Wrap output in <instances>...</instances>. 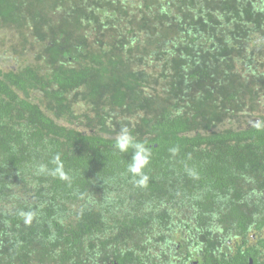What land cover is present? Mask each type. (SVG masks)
<instances>
[{"label": "trees", "instance_id": "obj_1", "mask_svg": "<svg viewBox=\"0 0 264 264\" xmlns=\"http://www.w3.org/2000/svg\"><path fill=\"white\" fill-rule=\"evenodd\" d=\"M125 125L152 150L146 187L114 147ZM242 194H264V0H0L8 250L80 264L114 245L131 264L191 222L241 224Z\"/></svg>", "mask_w": 264, "mask_h": 264}, {"label": "flooded vegetation", "instance_id": "obj_2", "mask_svg": "<svg viewBox=\"0 0 264 264\" xmlns=\"http://www.w3.org/2000/svg\"><path fill=\"white\" fill-rule=\"evenodd\" d=\"M241 199L249 200L250 206L242 212L244 216L238 219L241 224L231 218L229 224L216 226L220 232L211 229L200 239L198 228L194 222L189 226H181L177 231L160 235L154 245H146L143 253H137L128 260L129 263L141 264H264V225L258 220L259 213H264V194H242ZM254 202V203H252ZM243 224V226H241ZM242 227H245L243 230ZM239 232V233H236ZM197 233V234H196ZM162 236V237H161ZM17 241V240H16ZM19 245L14 251L8 250L0 242V264H49L47 257L40 254L35 246ZM3 245V246H2ZM115 252L114 245H96V250L90 256L82 257L81 261L70 258L80 264H120L119 258L124 255ZM87 253V251H84ZM127 253V252H126ZM60 261V259H59ZM51 262H58L57 256ZM60 264V263H59ZM121 264H125L122 260Z\"/></svg>", "mask_w": 264, "mask_h": 264}, {"label": "clouds", "instance_id": "obj_3", "mask_svg": "<svg viewBox=\"0 0 264 264\" xmlns=\"http://www.w3.org/2000/svg\"><path fill=\"white\" fill-rule=\"evenodd\" d=\"M114 147L121 153H127L129 150L133 152L127 171L130 173L133 182L140 187H146L149 181V176L145 173V168L149 165L152 157V150L143 142H139L132 135L128 126H122L115 137ZM173 155L178 151V148L169 149ZM53 163L56 165L50 172L51 175L62 180H68L69 177L64 171L60 157H54ZM40 173L48 172L46 165H40Z\"/></svg>", "mask_w": 264, "mask_h": 264}, {"label": "rangeland", "instance_id": "obj_4", "mask_svg": "<svg viewBox=\"0 0 264 264\" xmlns=\"http://www.w3.org/2000/svg\"><path fill=\"white\" fill-rule=\"evenodd\" d=\"M260 116H261L260 114L255 113V116L248 117L247 122H250V124H252V122L258 120ZM227 125L228 126L233 125L234 129H237L240 125H246V122L243 119L240 120L236 119L233 124L228 123ZM222 127L225 128L224 125H222Z\"/></svg>", "mask_w": 264, "mask_h": 264}]
</instances>
